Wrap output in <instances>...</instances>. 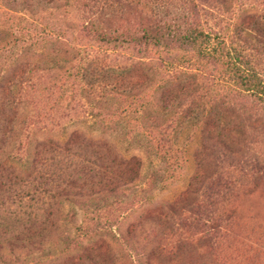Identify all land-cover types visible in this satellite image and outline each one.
<instances>
[{
  "label": "trees",
  "instance_id": "obj_1",
  "mask_svg": "<svg viewBox=\"0 0 264 264\" xmlns=\"http://www.w3.org/2000/svg\"><path fill=\"white\" fill-rule=\"evenodd\" d=\"M147 2L1 0L35 23L0 67V264H196L199 250L221 244L230 200L264 179V156L254 153L264 145V1L164 0V12L147 11ZM53 12L62 25L41 26ZM77 34L92 36L90 44L80 46ZM110 58L119 65L107 66ZM95 60L103 74L88 70ZM126 98L142 133H181L180 168L193 151L185 188L157 204L128 192L141 180L144 153L40 121V104L54 100L65 116L111 123ZM129 197L138 217L104 215L109 203L134 205L123 202ZM76 209L87 226L73 232Z\"/></svg>",
  "mask_w": 264,
  "mask_h": 264
},
{
  "label": "rangeland",
  "instance_id": "obj_2",
  "mask_svg": "<svg viewBox=\"0 0 264 264\" xmlns=\"http://www.w3.org/2000/svg\"><path fill=\"white\" fill-rule=\"evenodd\" d=\"M132 1L140 2V0ZM148 1L149 2H147L146 5L142 4V7L147 11L156 9V7L162 12L166 11V8L164 9L162 4L164 0ZM259 1L260 0H256L257 3ZM158 5H160V7H158ZM260 5L261 3L256 6L259 7ZM18 11L12 12L4 9L0 0V29L2 28L4 31L3 33L7 34L6 42L0 46V67L3 65L2 61L10 60L11 57L8 56L11 54L8 51L12 49L11 47L15 37L22 35V29L28 27L30 22L35 23L31 19L27 20V17L21 15V13ZM53 14V17H48L45 15V19L39 21L40 25L44 26L46 24L57 22L62 25L60 16H58L56 12H53ZM74 37H78V39H80V46H87V40L90 44V38H92V36H89L90 38L87 37L86 40L79 34ZM7 42L9 44L5 45ZM71 46L75 48L80 47L74 42L71 43ZM94 47L96 48V46ZM95 54L98 56L102 55L100 51L98 53L95 52ZM5 56L7 57L5 60H3ZM93 57L95 58L94 54L91 56V58ZM122 58L123 56L120 58V60H122ZM108 61L109 65L105 63L104 64L109 67H111V65H119V63H112L111 58ZM77 65L78 62H75L73 64L74 69H71V71H76ZM90 68L97 69L99 74H103V71L101 72L103 64L99 65V60L93 61L90 67L88 66V70ZM41 75L43 76L44 74ZM100 82L105 83L103 80H100ZM68 86H70V84H68ZM54 100L58 99L55 98ZM54 100L51 102L52 106H50L51 100H44L45 103L42 102L40 104V116H42L40 117V121L48 122L51 130L55 129V131H58L61 129H80L91 131L93 136H98L103 133L109 139L117 140L119 143L118 146L121 150L125 151L126 149H131L133 153L140 151L142 155L143 153L145 154L146 159L143 160L144 164L141 180L135 189L128 191L130 194L131 192H134L137 197L144 195L149 197L150 203L157 204V202L165 200L172 195H176L185 188L189 177L193 174V151H191V153L186 156L188 162L186 163V169H182V156L180 153L176 152L180 148L175 145V143L180 141L181 133H179L178 136H176L175 132L173 131L165 133L158 130L152 136L147 133H142L138 122V119L140 120V114L139 111L134 112L138 108L136 109L137 106L132 105V99L128 100L126 98L125 100H128L125 102L127 106L125 107V110L122 112V114L118 115L116 118H113L111 123L106 124L96 122L98 120L95 121L92 119L88 113L82 115L86 116L85 118L78 119L73 118L71 115L65 116V114L61 113V109L58 108V106H61L62 104L55 106ZM47 102L50 104H47ZM101 103L103 104L102 101ZM150 104H152V102H150ZM21 107V109H24V113H26V110L28 111L30 105L26 102L25 105H22ZM49 108L51 109L48 112ZM105 110H111L109 105H105ZM101 113L104 114L107 112L101 111ZM78 115L80 114L78 113ZM55 122H60L58 124L62 125L56 126L58 124L55 125ZM36 125L41 127L42 124ZM17 128L20 127L17 126ZM161 136L164 139H168L170 141V143H167L165 147H162L163 141H160V139H162ZM152 138L154 141H152ZM150 141L152 143H150ZM255 148L256 149L254 153L258 154L260 157L262 155L264 156V145L259 144ZM156 149H159L158 151H160V153L157 152ZM244 185L246 186L240 190V193L236 197L230 200L229 205L225 208L222 226H224L226 230H224L222 233L223 240L221 244L217 247L215 252L210 251V249L199 250L197 252L198 256H196V264H264V179L257 182L255 186L251 184L247 185L246 183ZM125 195L128 194L126 193L124 196ZM132 199L133 197H129L128 199H123V202L128 204L132 201ZM133 202H135V204L132 206H130L132 203L125 206L121 205V210L119 211L118 207L114 206V203H109L111 204L109 205L110 208L108 209L110 211H107L108 213H104V215L106 214V216L112 220H116V216L119 219L138 217L142 212V208H138V200L133 199ZM67 211L68 208L66 207L63 212L67 213ZM76 212V226L71 227L73 232L80 225L84 227L87 226V224H85L86 218H84L83 212L79 209H76ZM87 219H91V216H89ZM120 221L118 220V222ZM88 225L91 226L92 224L88 223ZM84 243L85 242L83 241V244ZM136 246L139 247L138 245ZM124 251L123 253H125ZM130 253L134 259V252Z\"/></svg>",
  "mask_w": 264,
  "mask_h": 264
}]
</instances>
